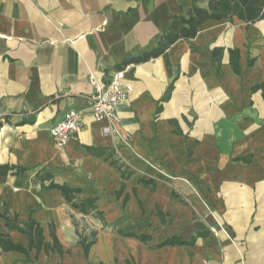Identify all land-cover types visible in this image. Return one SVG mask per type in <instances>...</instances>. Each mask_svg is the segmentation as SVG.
<instances>
[{
	"label": "crops",
	"instance_id": "crops-1",
	"mask_svg": "<svg viewBox=\"0 0 264 264\" xmlns=\"http://www.w3.org/2000/svg\"><path fill=\"white\" fill-rule=\"evenodd\" d=\"M209 3L0 0V118L11 116L0 129V165L29 170L0 175V216L39 223L50 245L53 225L64 251L33 250L28 259L0 248V264H264V93L255 89L264 85V20H208L195 38L150 56L176 18ZM230 50L239 51L240 74ZM126 68L133 91L106 135L91 115V77L107 83ZM70 110L84 126L58 150L50 130ZM158 170L192 176L202 217L176 214L165 227L152 214L165 196L144 175ZM38 173L97 198L103 219L42 188ZM74 220L98 231L88 257ZM0 234L29 247L2 217ZM171 239L191 244L164 245Z\"/></svg>",
	"mask_w": 264,
	"mask_h": 264
},
{
	"label": "trees",
	"instance_id": "trees-1",
	"mask_svg": "<svg viewBox=\"0 0 264 264\" xmlns=\"http://www.w3.org/2000/svg\"><path fill=\"white\" fill-rule=\"evenodd\" d=\"M235 18L247 24H255L264 20V0H210L209 7L207 9L195 8L188 14V16L176 18L169 31L162 37L158 48L154 50L150 56L157 58L177 41L195 38L198 34L200 26L208 20L233 21ZM218 52H221V50H216L215 54ZM230 64L234 72L236 74H240L241 68L239 65L238 50H230ZM251 64H253V62H251ZM255 89H263L264 93L263 84L256 86ZM171 90L172 87L168 89L164 100L168 99ZM6 124H11V116H4L0 118V129ZM89 150L92 151V149ZM114 164H117V162ZM119 168L122 170L123 177H127L123 171V167L119 166ZM28 171L29 170L25 167L0 165L1 176L20 175ZM36 181H38L42 188L59 190L66 202L74 209H77L84 216H95L103 219V215L99 212L96 205L97 198H78V194L81 192L79 189H74L67 184H60L56 182L55 176L50 173H38L36 175ZM0 217L5 219L7 227L15 229L21 234L27 235L30 241L29 247L25 248L22 245L12 242L8 236L0 234V248L4 252H18L27 256L28 259H30V253L33 250H36L38 253L44 250L47 255H50L51 253H64L63 247L56 236L55 227L53 225H50V236L53 240V245H50L45 243L44 228L39 223L29 220L25 225L21 226L16 219L9 218L7 213L1 215ZM74 226L76 228V234L79 238V244L82 245L84 254L88 257L91 248L97 242L98 231L93 230L88 226L81 227L76 220H74ZM129 236L137 237L134 234H130ZM139 238L143 242L150 240V236H141ZM176 244L188 245L191 244V242L186 243L177 239H171L164 243V245Z\"/></svg>",
	"mask_w": 264,
	"mask_h": 264
},
{
	"label": "built area",
	"instance_id": "built-area-1",
	"mask_svg": "<svg viewBox=\"0 0 264 264\" xmlns=\"http://www.w3.org/2000/svg\"><path fill=\"white\" fill-rule=\"evenodd\" d=\"M127 69L116 71L107 83L99 81L94 76L91 77L94 88V91L88 96L91 115L95 122L107 124L103 130L106 135L115 131L118 109L133 91V86L125 83ZM83 126V114L75 110L68 111L62 120L50 130L55 147L58 150H64L70 139Z\"/></svg>",
	"mask_w": 264,
	"mask_h": 264
},
{
	"label": "rangeland",
	"instance_id": "rangeland-1",
	"mask_svg": "<svg viewBox=\"0 0 264 264\" xmlns=\"http://www.w3.org/2000/svg\"><path fill=\"white\" fill-rule=\"evenodd\" d=\"M144 178L147 179L148 182H152L155 185L161 186V192L165 196V204L163 206L153 208L154 211L152 214H158L165 222V227L173 226V217L176 214H187L189 217L203 216L197 209V202H200L204 205L205 198L203 197V192L195 188L192 176L186 174L185 171L168 173L158 170L155 175L145 174ZM198 182L203 184L204 180L198 179ZM172 201L181 209L180 213L176 210V207L173 205V203H171ZM216 224L220 230H223L219 223ZM137 226L141 228V225ZM146 226L151 228L152 224L148 223ZM112 227H116V224H111L108 226L105 225V228L108 229H111ZM139 228L137 231H140ZM129 230L131 229L128 228V231ZM211 232L216 233L217 228L211 227Z\"/></svg>",
	"mask_w": 264,
	"mask_h": 264
}]
</instances>
